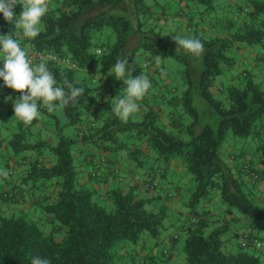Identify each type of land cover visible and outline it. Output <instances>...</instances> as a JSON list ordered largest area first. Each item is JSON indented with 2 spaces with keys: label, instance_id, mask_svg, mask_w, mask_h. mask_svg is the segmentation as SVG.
<instances>
[{
  "label": "trees",
  "instance_id": "obj_1",
  "mask_svg": "<svg viewBox=\"0 0 264 264\" xmlns=\"http://www.w3.org/2000/svg\"><path fill=\"white\" fill-rule=\"evenodd\" d=\"M55 1L57 4L53 6L54 2L48 0L49 10L41 18L39 34L35 38L23 37V41L29 46L28 53L40 51L56 57L57 60L44 59L43 62L54 74L58 86L69 91L64 84L67 80L73 87L84 89L77 101L63 110L67 124L79 126L82 116L97 102V98L100 97L101 100L103 97L94 80L85 81L75 71L97 72L102 77L111 79L117 59L127 56L129 66L135 67L132 76L136 77L142 68L150 65L145 60L139 64L136 57L146 60L150 56L159 60L171 57L183 65L185 88L180 97L171 95L169 90L167 95L165 93V98L162 94L161 97L153 95L155 89L164 82L161 80L157 84L155 79L161 77H155L153 71L146 72L154 86L150 87L152 92L148 90L147 97L138 102L139 112L134 113L127 122H122L112 108L115 104L114 98L118 100L126 94V84L123 83L129 78L126 72L121 78L122 81L114 80L113 83L112 80L111 90L107 94L109 97L105 95L107 97L101 100L106 106V112L100 124L96 127L87 126L79 139L63 136L58 128L54 144L43 140L29 142L26 139L28 131L21 121L20 131L14 133L8 142L13 151L46 148L52 155L49 164L37 159L29 161L21 174V182H46L56 179L52 200L42 205V208L57 224L53 231H46L35 221L28 219L25 211H20L18 215L0 214V264H31L33 257L47 259L49 264H113L112 249L117 241L127 239L135 243L142 231H147L150 235L157 233L162 213L144 208L145 199L139 197V188L143 191L149 190L144 187V179L132 176L134 184L110 186L101 193L102 202L106 204L98 203L101 200L97 199L99 194L95 196L96 189L83 184L78 167L73 163L69 148L79 141L81 146L97 152L124 149L135 164L143 162L147 157L165 164L178 159L196 182L189 199L191 205L209 194L212 189H216L227 207V213L234 209L249 215L255 221L264 220V211L242 190L243 182L230 171L219 150L227 130L237 136L255 133V121L264 115V89L249 77L250 71H245L241 78L237 77L236 83L225 86V103L214 99L210 91L216 77L232 63V58L226 55L228 49L235 44L253 45L261 42L264 36V1H250L252 9L249 12L246 10L233 32L208 37L194 32L192 38L199 39L204 46L200 68L196 72L191 71L184 55L176 51L185 50L175 43L173 38L177 37L171 29L155 31V26L147 27L150 17L153 21L156 19L152 15L159 5L156 0H149V3L144 0H131L134 13L143 14L141 21L137 16L135 28L131 27V22L125 16V0ZM190 1L194 4H211V0ZM21 11V5L17 4L14 8L15 16L18 17ZM105 27L113 33L114 40L109 42L106 33L105 42L95 41V35L106 32L103 30ZM13 30H18L19 34L21 32L20 29H15L14 24L6 22L0 14V31L8 35L14 34ZM166 31L170 33L164 34ZM145 34H152L156 40L146 39ZM133 35L137 37L134 47L127 49V43ZM96 49L101 50L102 55L97 56ZM61 59L73 62L75 67L67 68ZM192 89L217 113L219 119L215 131L207 125L195 129L197 113L191 106ZM3 90H0L2 98ZM180 102L191 117V123L179 126L170 111L166 115L167 119L165 118L168 122H163L162 106H174ZM39 113L46 115L48 112L41 107ZM136 116H139V120H135ZM258 149L261 155L259 163L264 167V143ZM241 170L248 172L245 182L256 186L258 175L249 165L244 164ZM91 174L90 172V178L95 177V173ZM9 191L12 195L5 196L4 193ZM0 199L15 203L19 200V193L14 189L0 190ZM183 230L184 264H260L259 257L253 252L242 248L235 252L222 250V226L206 230L204 221L198 218ZM249 238L251 245L252 239H257L253 233Z\"/></svg>",
  "mask_w": 264,
  "mask_h": 264
},
{
  "label": "rangeland",
  "instance_id": "obj_2",
  "mask_svg": "<svg viewBox=\"0 0 264 264\" xmlns=\"http://www.w3.org/2000/svg\"><path fill=\"white\" fill-rule=\"evenodd\" d=\"M54 2L55 6L57 2ZM58 1V0H57ZM149 3V0H144ZM157 4H161L162 0H156ZM167 1V0H166ZM252 0H211V4H194L190 0H169L167 5V10L171 12L164 11V24L156 26L155 31L159 29H171L177 38H192L194 32L203 37H208L209 35H224L233 32L237 24L241 21L242 17L246 14V10L249 12L252 9ZM264 1V0H257ZM125 16L131 22V27L135 28L137 16L140 17V21L143 19L142 15H136L133 10L131 0H125ZM22 9V6H21ZM153 15V13H152ZM169 15V16H168ZM176 15V16H174ZM195 17L193 18V16ZM260 18V17H259ZM209 24H212L214 28L209 29ZM105 33L97 34L94 40L99 42H105L108 38L109 42L114 40V35L108 28H104ZM14 38L28 53L29 46L23 41V37L19 34L18 30H13ZM213 32V34L211 33ZM169 31L164 32V34H169ZM0 35H6L0 31ZM144 37L148 40H154L152 34H145ZM96 38V39H95ZM156 40V39H155ZM135 39L130 38L127 43V49L134 47ZM181 52L191 71H198L201 63V54H184L185 51ZM226 55L232 58V63L224 68L223 73L216 77L213 84L218 85V82L223 86L221 89H214V86L210 88L212 96L214 99L225 103V92L224 88L229 84V79L236 83L237 77L241 78L243 72L247 71L251 64L254 63L256 59L259 60L258 68L261 70L260 75L254 74L251 71V79L257 83L261 89H264V36L261 42L258 44L247 45V44H235L233 47L226 51ZM138 63L142 64L145 60L148 61L150 65L146 68H142L139 75L146 76V72H152L155 77L158 75L161 78L155 79L157 84H160L161 80L163 82H169L170 88L173 90L170 92L171 95L180 97L185 88V82L182 77L183 65L177 62L171 57L163 58V60L155 59L152 56L149 59H143L136 57ZM3 57L0 56V68H2ZM161 67V68H160ZM162 72L164 73L162 75ZM78 77H83L85 81H88V73H82L75 71ZM3 80L0 79V90ZM151 87H154L151 85ZM155 89V88H154ZM151 92L152 90L149 89ZM156 90V89H155ZM10 95H13L12 91L7 90ZM117 93L119 90H115ZM1 94V93H0ZM20 96V95H19ZM18 96V98H19ZM109 97V95H107ZM105 96V98L107 97ZM8 97V98H9ZM147 97V96H146ZM6 99V98H4ZM116 97L114 101L116 102ZM111 101H113L111 99ZM190 101L192 108L197 113V123L195 129L203 127L204 125L209 126L213 131L216 130L218 125V115L215 110L208 104V102L195 90L192 89L190 93ZM107 104V103H105ZM94 107V106H93ZM106 106L103 103L96 104V108L91 116H82V120L79 126H71L66 123V119L63 115L57 116L51 113L39 114V116L34 119L30 126L26 127L28 134H26V139L29 142H34L37 140L48 141L54 144L57 139V129L60 128V132L65 137L77 138L79 139L82 132L87 130V126L93 125L98 126L104 113L106 112ZM168 108L169 110H165ZM90 109V108H89ZM88 109V110H89ZM163 113L161 114V119L165 120L166 115L170 114L173 116V120L179 126H186L191 123V117L186 112L184 105L180 102L174 106H162ZM169 118V117H168ZM167 119V118H166ZM135 120H139V116H136ZM18 122V123H17ZM20 121L12 114L8 116L5 110L1 109L0 112V166L1 168H11L15 165H23L24 162H29L34 159L50 162L51 153L46 149L37 150H21L19 152H14L12 147L9 145V139L11 135L20 131L19 129ZM171 131L175 130L173 128ZM254 132L249 136H237L233 135L230 131H226L221 143H220V153L223 158L224 163L229 167L230 171L238 177L242 182L248 179V172L242 171L241 168L244 164H248L249 168L254 171L258 177L256 186L259 184H264V167L259 163V158L261 157L259 146L264 143V115L257 119L253 128ZM30 133V134H29ZM31 136V137H30ZM79 141V140H78ZM80 141L78 142V145ZM81 146V144H80ZM70 153L72 155L73 163L79 166L77 161L80 159L77 150L71 146ZM83 152L88 151L87 155L91 160H105L104 162L97 163L95 168L103 163L109 162L112 169L104 170L106 177H112L113 174L122 171V173H130L132 176L142 179L145 174H141L138 170L136 171L134 167V161L129 158L127 152L124 149L116 150V152H97L96 150L81 147ZM96 153V154H94ZM24 161V162H23ZM171 160L169 163L165 164L163 162L157 161V167L151 171L149 174V180L153 185V189L149 190L147 193L149 196L154 195L156 192H160L161 200L165 202H172L170 205H164L162 201L156 199L150 203H145L144 208L152 212L162 213L161 223L157 229L155 235H150L147 231H142L138 241L135 243L130 240H119L114 244L112 249L114 260L113 264H184V254H183V240H184V227L191 226L196 219L200 218L205 224L208 220H214L216 215L223 213V218L226 224L222 226L224 228L221 238L224 242L221 248L227 252H235L237 247V238L232 236V233L236 230L240 233L247 229V225L243 222L236 223V221L230 219L228 213H226V205L221 201L219 193L216 189L209 191V194L199 199L196 203L191 205L189 199L191 194L194 192L196 187V182L188 172L187 168L182 164L177 163L176 166H171ZM177 161H179L177 159ZM7 166V167H6ZM0 168V170H1ZM117 168V169H116ZM5 170V169H4ZM3 171V168H2ZM79 171V170H78ZM95 173V169L91 171ZM90 174V173H89ZM8 177V176H7ZM22 175H10L9 178L13 180L15 186L11 189L27 190L26 197L33 201V204L24 213L26 217L30 220L35 221L40 228L44 230L53 231L55 221L51 220L49 214H47L42 205L50 202L47 199L49 196V191L47 190V184L40 181H28L27 183L21 182ZM6 178L5 180H8ZM133 179V178H132ZM134 180V179H133ZM55 181V180H48ZM47 181V182H48ZM88 188H95L99 186V182L95 178H90L86 183ZM242 190L249 196V198L254 202V204L264 211V196H259L252 190V185L249 182L242 183ZM90 185H92L90 187ZM4 185L0 186V189ZM160 186H162V191ZM8 190H11L9 184H7ZM26 187V188H25ZM7 190V189H4ZM176 197L173 198V195ZM50 198V197H48ZM172 199V201H171ZM100 205H105V202H98ZM1 207H5V203H1ZM0 207V208H1ZM4 209V208H2ZM207 210V211H206ZM195 212L197 215H195ZM234 215L239 217H244L250 219L254 223L253 231H246L253 233L257 240L264 245V220L255 221L249 215L241 214L238 211L231 209ZM18 215L19 212L13 213ZM217 226H214L215 228ZM175 244L172 254L171 245ZM247 252H253L258 257L261 258V251L263 248H255L253 245L251 247L245 248Z\"/></svg>",
  "mask_w": 264,
  "mask_h": 264
},
{
  "label": "clouds",
  "instance_id": "obj_3",
  "mask_svg": "<svg viewBox=\"0 0 264 264\" xmlns=\"http://www.w3.org/2000/svg\"><path fill=\"white\" fill-rule=\"evenodd\" d=\"M17 4L22 6L18 17L14 13ZM48 10V0H0V14L3 15L6 22L14 24L15 29H20V35L25 38H35L39 34L38 26L41 23V18ZM12 37L13 33L0 35V56L3 57L0 79L3 80L5 87L20 93L19 98L13 101L14 116L25 126H28L39 116L41 107L48 113L57 116L63 115V110L70 103L76 102L77 98L83 94L84 89L73 87L67 80L64 81V84L69 91H66L65 87L58 86L54 74L47 68L46 63L41 61L33 65V58ZM173 40L186 53L200 55L204 51V46L199 39L189 37L173 38ZM96 55H102V51L98 49ZM129 65L127 56L117 59L111 75L116 80L122 81L121 78L125 76L126 72L129 74V78L123 81L126 84V94L116 100L112 108L113 113L122 122H127L134 113L139 112L140 104L138 102L145 97L151 87L147 76L133 77L132 72L135 67ZM101 75L96 72L94 78L97 82ZM93 163L97 164V161L93 160ZM0 176L7 178L8 172L0 171ZM145 176L149 178V175ZM256 246L264 248V245L258 241ZM31 264H49V262L47 259L33 257Z\"/></svg>",
  "mask_w": 264,
  "mask_h": 264
},
{
  "label": "crops",
  "instance_id": "obj_4",
  "mask_svg": "<svg viewBox=\"0 0 264 264\" xmlns=\"http://www.w3.org/2000/svg\"><path fill=\"white\" fill-rule=\"evenodd\" d=\"M168 2H169V0H167V1L162 0L161 1V4H159L156 7V12H153V15L156 19L153 21L150 17L149 20L147 21V24H146V25H149L147 27L152 28L153 26L156 27L160 24L161 25L164 24V20H165V19H163V16L165 15L164 10L165 9L167 10V7H165V6L167 5ZM171 11H172V9L170 11L167 10L168 14ZM174 16H176V15H174ZM194 17H195V15L193 16V18ZM208 28L212 29L214 27L212 24H209ZM211 33L213 34V32H211ZM213 35H216V34H213ZM132 38H134L135 42H136L137 37L135 35H133ZM258 63H259V60L256 59L254 61V63L250 65V67L247 69V71H250V72L254 71L255 72L254 74L259 76L261 73V70L258 68ZM262 68H264V65L262 66ZM149 73H150V71H149ZM95 74H96V72L88 73V80H90V82H92V80H94V83H97V85L99 87V92L101 91L103 93V97L101 99V100H103L105 98V95H107L108 92L111 90L112 80L114 83V80H116V79L114 76H111V79L101 76L97 82L96 78H94ZM146 76H148V75H146ZM112 77H113V79H112ZM229 81H230L229 84H231L233 82L232 79L231 80L229 79ZM217 84H219L220 87H218V85L216 86L213 84L214 89L218 90V89H221L223 87L220 82H218ZM1 87L4 90H9V91H12V93H13V95H10V97H9L10 99L9 98L4 99V98L0 97V112H1V109H3V110H5V112L8 116H11L12 114H14V112H13V101L18 99V97L16 98L14 96L16 92L12 89L5 87L3 85V82H2ZM168 90L170 92L173 89L170 88L169 82H164L158 86V89L153 92V95H157L158 97H161L160 95L162 94V95H164L163 97L165 98L166 97L165 93L167 95ZM147 95L148 94H146V96ZM99 98H97V102L94 105H92L90 107V109L87 111V117L92 115V113L94 112V110L96 108V104L102 103V101ZM165 121H167V120L165 119ZM20 125H21V121H20ZM20 125H19V129H20ZM197 129H199V127ZM73 147L77 150V153L79 155H81V156H79L80 159L77 161V163L79 165L77 167H78L79 175L81 176V181L83 182V184H86L90 180L89 173L93 169H95V177H93V178H95L99 182V186L95 187V189H96L95 196L97 194H99V196L97 195V199H100L102 201L103 200L102 191L108 189L110 186H126L127 184H134V182L132 181V175L130 173L125 174V173H122V171H120V172L116 173V175L113 174L114 176H112V177H106L104 174V170H106V169L113 170L112 166L109 164V162L103 163L102 165H99L98 167L95 168V166H94L95 164L93 163V160L89 159V157L87 155L88 151L85 153H81V152H83V150L81 149L82 146H80V144L78 145V143L74 144ZM94 154H96V153H94ZM142 161L143 162H141V163H136V164L134 163V167H136L135 170L136 171L138 170L139 172H141V174L149 175V174H151V171H153L157 167V161L152 157H147L145 160H142ZM42 162L49 164V162L48 161L46 162L45 159H43ZM176 162L181 164L176 159V160H173L171 162V166H176V164H177ZM27 163L28 162H24L23 165H15V167L12 166L11 168H4V167H2V168H3V170L5 169L8 172L7 178H9V176L11 174L17 175V176L21 175L23 173V171L25 170ZM0 168H1V166H0ZM2 168L0 171H2ZM113 173H114V170H113ZM5 179L6 178L0 176V186L2 184L4 185L0 190H4V189L8 190L7 184H9L10 189L15 186V184L12 185L13 180L11 178H9L8 180H5ZM53 180H55V181L43 182L44 185H45V183L47 184L46 188L49 191V193H47V194H49L48 197H50V198L47 197V199L50 200V202L52 200V195L54 193V186L56 184V179H53ZM243 182H245V181H243ZM90 186H92V185H90ZM160 188L162 191V186H160ZM252 190L254 193H257L259 196H261V195L264 196V184L252 186ZM16 191L19 193V200L17 202L11 203L8 201H2V199H0V207H1L2 202L5 203V207L0 208V214L9 215V214H12L15 212H20V211L26 212L27 209L31 207V205L33 204V201H31L29 198L26 197L27 190H25V189L22 190L18 187V190H16ZM148 191H146V190L143 191L141 188H139V197H142L143 199H145V203H150L151 201L156 200V199L162 201V203L164 205H170V203H172L170 201L168 203V202L161 200L162 198L160 196L159 191L156 192L152 196H149V194L147 193ZM174 197H176V194L173 195V198ZM171 201H172V199H171ZM2 208H4V209H2ZM222 214H223L222 212L217 214L214 220H208V223L205 224V229L209 230V229L213 228L214 226H224L226 224V222H225V219L223 218ZM228 215L230 216V219L236 221V223L243 222L245 225H247L246 230L238 233L237 232L238 230L235 229V231L232 233V236H234V238H237L236 250L241 249V248L245 250V248L251 247L252 245L250 244V238H249L251 233L249 232L247 237H243V234L245 231H252L253 227H254V223L250 219L244 218V217H239L237 215H234L232 212L228 213ZM223 240H225V239H223ZM224 242L225 241H223V244H224ZM174 246H175V244L172 243V245H171L172 249H171L170 255L172 254V250H173ZM260 264H264V248L261 251Z\"/></svg>",
  "mask_w": 264,
  "mask_h": 264
},
{
  "label": "built area",
  "instance_id": "obj_5",
  "mask_svg": "<svg viewBox=\"0 0 264 264\" xmlns=\"http://www.w3.org/2000/svg\"><path fill=\"white\" fill-rule=\"evenodd\" d=\"M98 49H96L95 51H97ZM30 57H32L33 58V65H35V64H37V63H39V62H41V61H43L44 59H51V60H57L56 59V57L55 56H52V55H48V54H43L42 52H40V51H30L29 53H27ZM67 68H74L75 67V64L73 63V62H71V61H69V60H67V59H64V60H60ZM2 94H3V98H8L9 97V93H8V91L7 90H3L2 91ZM20 95V93L19 92H16L15 93V97H18ZM28 126H30V125H28ZM25 127H27V126H25ZM105 160H98L97 161V163H101V162H104ZM95 165H96V163H95ZM91 175H93V173L91 174ZM252 176H253V178H255V175L254 174H252ZM147 178V179H146ZM142 179H144V187L145 188H147V189H149V190H151L152 188H153V186H152V183L149 181V178L147 177V176H144V178H142ZM4 195L5 196H11L12 195V193H11V191H9V192H7V193H4ZM248 233L249 232H244V234H243V237H246L247 235H248ZM253 240V242H252V245L255 247V248H258L257 246H256V242L258 241L257 239H252ZM251 240V241H252ZM259 242V241H258ZM260 243V242H259ZM261 244V243H260Z\"/></svg>",
  "mask_w": 264,
  "mask_h": 264
}]
</instances>
